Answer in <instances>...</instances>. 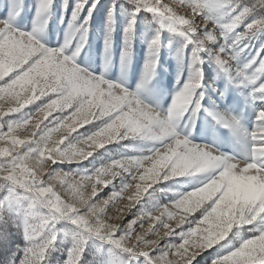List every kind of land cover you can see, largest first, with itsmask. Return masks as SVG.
Instances as JSON below:
<instances>
[{"label": "snow or ice", "instance_id": "snow-or-ice-1", "mask_svg": "<svg viewBox=\"0 0 264 264\" xmlns=\"http://www.w3.org/2000/svg\"><path fill=\"white\" fill-rule=\"evenodd\" d=\"M99 3L93 0L88 7L84 33L72 50L70 41L60 47L46 46L38 36L40 26L25 31L13 23L24 11L23 0L0 4V254L4 264H16L14 246L20 248L21 223L17 212L10 210L13 199L29 212L47 213L38 224L32 223L30 215L24 222L27 238L33 242L21 250L19 264H47L60 234L59 221L73 226L64 233L72 239L64 264H196L206 252L224 248L230 234L235 240L241 232L244 238L238 244L212 256L207 264H264V106L256 110L253 129L246 134L250 143L245 159L193 143L177 131L181 117L188 113L194 117L202 108L204 96L197 90L204 82L203 69L195 67L203 63L200 53L225 72H234L240 84L252 85L253 100L264 102V56L258 52L242 67L233 63L237 49H246L245 41L264 30V16L249 20L256 5L243 0H127L133 19L126 33L134 31L136 13L146 12L158 18L161 28L179 32L194 46V76L175 94L170 107L160 111L141 97V89L154 75L159 29L149 43L147 71L136 91L77 64L86 43L87 21ZM258 4L264 8V0ZM87 5L88 0H78L74 20ZM51 6L52 0H37L36 17ZM129 51L125 49V56ZM30 106L35 111L24 119L6 120ZM209 115L221 122L220 116ZM223 119L224 127L240 129L237 119ZM81 129L85 134L66 144ZM130 138L159 146L146 156L114 160L93 172L59 167L82 163L106 145ZM193 176L203 179L191 190L152 211L133 212L154 186ZM118 178L124 180L117 184ZM92 239L101 242L94 250L88 245ZM87 251L92 253L91 261Z\"/></svg>", "mask_w": 264, "mask_h": 264}, {"label": "rangeland", "instance_id": "rangeland-1", "mask_svg": "<svg viewBox=\"0 0 264 264\" xmlns=\"http://www.w3.org/2000/svg\"><path fill=\"white\" fill-rule=\"evenodd\" d=\"M92 2L93 0H88V5L74 20L73 13L78 0H52L51 8L39 18L36 17L37 0H23L24 11L19 17L13 18V23L25 31L40 26L38 36L42 43L48 47H60L66 41H70L69 50H72L79 44L80 36L84 33L83 18L88 15L87 9ZM243 3L256 5L249 20L264 16V9H260L258 0H243ZM0 4H3V0H0ZM109 9L113 11L110 13ZM110 16L111 24H109ZM132 19L131 5L127 4V0H100L87 21L86 43L76 62L93 75H102L112 82L122 83L130 91H136L147 71V63L151 55L149 43L159 29L160 43L155 53L157 62L154 75L146 87L141 89V97L158 110L166 111L175 94L194 76L192 65L194 46L179 32L169 30L168 27L161 28L158 18L146 12L136 13L134 31L130 34L126 33L125 28ZM109 27L112 29L111 32ZM245 43L248 47L243 51L237 49L236 60L233 61L240 67L253 60L258 52L264 56V50H261L264 46V30L252 35ZM126 48H130L127 56H125ZM200 56L203 63L195 67L203 69L204 82L197 90L204 96L202 108L194 117L190 113L181 117L177 131L187 136L193 143L210 145L220 153L236 159H245L250 143L246 134L252 131L256 110L264 106V102L253 100L251 95L253 86L240 84L234 72H225L213 60L207 58L206 53H200ZM122 61H124L123 65ZM248 74H251L250 71ZM234 103L242 105L244 110L237 112L238 110L233 108ZM34 111L35 106H30L6 120L24 119L27 114ZM209 113L220 116L221 122H217ZM225 116L237 119L240 129H234L235 131L232 132L231 127H224ZM88 129L93 130L91 125ZM84 134V129H81V132L74 133L66 144L76 143ZM158 146L151 140L130 138L106 145L82 163L62 164L59 167L67 172H93L114 160L146 156ZM202 179L201 176L181 177L158 184L149 190L133 212L152 211L191 190ZM123 180L124 178H118L116 183L120 184ZM11 205L10 210L17 212L21 223V228L17 230V242L20 248L16 249L14 246V259L16 264H19L23 254L21 250L33 242L27 238L23 228L24 222L30 215L32 223L38 224L47 213L42 209L29 212L24 205H17L15 199L11 201ZM72 227L66 221L57 222L56 229L60 234L50 250L47 264H64L68 255L67 250L72 246L71 237L65 236L64 233L70 232ZM243 238V232L239 233L235 240H232L230 234L229 239L223 242L224 248L217 246L206 252L203 257L197 258L196 264H207V260L212 256L223 254ZM100 243L94 239L89 240V249L94 250ZM104 247L107 248L108 245L105 244ZM85 255L91 261V251H87ZM4 260L5 257L0 254V264H4Z\"/></svg>", "mask_w": 264, "mask_h": 264}, {"label": "bare ground", "instance_id": "bare-ground-1", "mask_svg": "<svg viewBox=\"0 0 264 264\" xmlns=\"http://www.w3.org/2000/svg\"><path fill=\"white\" fill-rule=\"evenodd\" d=\"M127 17V16H126ZM125 17V18H126ZM123 63H124V61H122V65H123ZM233 108H235V109H237L238 111L237 112H242L243 110H244V107L242 106V105H240V104H238V103H234V105H233ZM235 128H233L232 129V127L230 128V131H235L234 130Z\"/></svg>", "mask_w": 264, "mask_h": 264}, {"label": "trees", "instance_id": "trees-1", "mask_svg": "<svg viewBox=\"0 0 264 264\" xmlns=\"http://www.w3.org/2000/svg\"><path fill=\"white\" fill-rule=\"evenodd\" d=\"M261 10H263L264 8L260 7ZM264 11V10H263Z\"/></svg>", "mask_w": 264, "mask_h": 264}]
</instances>
